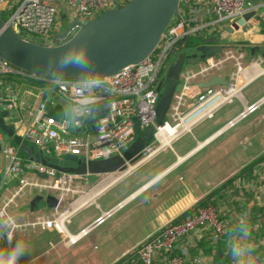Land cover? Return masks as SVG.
Listing matches in <instances>:
<instances>
[{
    "label": "built area",
    "instance_id": "built-area-1",
    "mask_svg": "<svg viewBox=\"0 0 264 264\" xmlns=\"http://www.w3.org/2000/svg\"><path fill=\"white\" fill-rule=\"evenodd\" d=\"M128 1L0 0V15L6 17L3 20L21 38L49 45L46 42L51 29L62 12L69 24L75 20L86 22ZM252 1L181 0V19L174 18L170 22L153 52L108 77L46 78L23 71L0 58V74L6 78L0 89V105L8 112L5 123L12 125L15 134L23 141L27 139L45 156L74 155L87 162L123 156L135 141L136 122L142 131L153 125L154 139L144 148L141 159L150 158L170 148L197 124L213 118L222 106L242 98V90L249 83L245 74L250 67L260 65L264 72V61L256 53L247 54L241 46L224 43L221 52L206 58H201L197 51L205 39L218 36L244 13L255 10L254 19L264 17V1L259 4H252ZM192 37L200 38L201 43L186 45ZM181 53L191 59L197 55L199 61L183 65L181 89L174 93L164 123L157 125L156 108L161 97L158 86L163 83L164 87L168 69ZM226 72V84L200 86L215 75L223 78ZM16 74L41 79L46 84L35 88L20 86L14 78ZM263 102L264 97L245 106L228 126H234L255 112ZM59 107L64 109L61 110L63 114L51 112V108ZM169 129L173 130L172 134ZM165 133H168L166 139ZM11 139H4L0 128V242L8 244L9 252L17 237L38 235L43 231H56L67 246H73L111 216L112 210L86 227L71 230L69 226L74 217L85 207L95 204L92 194L102 175L95 183H89L78 175L58 171L23 156L21 148ZM249 190L253 191L251 174L248 178L237 179L224 197H211L206 204L192 207L185 217L170 221L139 243L133 255L126 254L115 264H205L202 249L194 256L191 254L201 238L219 248L227 244L228 251L236 249L238 243L231 221L248 214L240 210L245 205L250 206ZM45 193L53 196L56 204L49 207L50 210L41 211L32 202ZM87 195L90 198L85 200ZM245 198V203L238 202ZM27 203H31L30 209L25 208ZM263 244L262 237L243 246L245 251L243 254L239 251V256L244 257L249 252L247 260L244 257L245 264H264L259 259L254 262L251 257Z\"/></svg>",
    "mask_w": 264,
    "mask_h": 264
},
{
    "label": "crops",
    "instance_id": "crops-1",
    "mask_svg": "<svg viewBox=\"0 0 264 264\" xmlns=\"http://www.w3.org/2000/svg\"><path fill=\"white\" fill-rule=\"evenodd\" d=\"M262 1L258 0L254 3L259 4ZM249 24L251 26L249 31H238L221 43L241 46L245 48L247 54L251 53L252 48L259 47L260 51L256 50L255 53L264 61V17L259 20L253 18ZM262 64L264 65V62ZM245 77L249 83L242 90V98L236 99L239 102L238 110L223 113L221 107L213 118L194 126L190 132L174 141L170 148L150 158L140 159L124 172L102 175L101 181L95 185L92 194L95 200L94 205L101 210V214L84 220L78 227H86L104 213L112 210L113 214L123 206L134 203L128 211V216L132 218L137 216L140 223L148 227L144 229L138 242L122 253L124 256L170 221L185 217L184 214L187 215L192 207L228 180L232 179V185H234L237 179L244 176L248 178L251 174L253 175V191H247L250 206L245 205L240 210L247 211L248 214L241 219L231 221L232 233L238 243L236 249L242 254L245 251L243 246H247L253 240L264 238V143L262 149L253 154V151L249 152L252 146L250 148L245 145L238 146L241 142H237L239 139L236 138L242 130H235L230 136L223 138L228 129L251 116L253 120L249 123L250 131L263 130L264 132V102L255 112L234 126H228L229 121L236 118L245 106L256 103L264 97V72L260 65L250 67ZM223 79L227 81V75L224 74ZM246 90L249 93L248 96L244 93ZM56 108H51V112L55 114L61 110L64 111L61 107ZM261 134L264 136L263 133ZM245 139L247 140V137ZM230 144L238 147L226 151L225 146ZM242 146H244L243 150H241ZM261 157L263 159H259ZM252 164H254L252 170L249 171L248 166ZM117 185H120L119 190L109 195L101 204L98 201L99 198ZM246 201L245 198L238 202ZM30 206L31 203H27L25 208L28 209ZM223 245L224 248L221 246L219 249L205 238H201L196 250L193 249L191 254L194 256L199 249H202L205 264H223L221 262L223 256L219 252L223 249V252L227 254L229 248L227 244L223 243ZM248 253L244 255L246 260ZM244 257H241L243 264H245ZM251 257L253 260L264 261V244L258 251H253Z\"/></svg>",
    "mask_w": 264,
    "mask_h": 264
},
{
    "label": "water",
    "instance_id": "water-1",
    "mask_svg": "<svg viewBox=\"0 0 264 264\" xmlns=\"http://www.w3.org/2000/svg\"><path fill=\"white\" fill-rule=\"evenodd\" d=\"M180 1L129 0L124 6L110 8L86 22L73 21L63 32L54 36L51 45L21 38L0 17V58L23 71L46 78L84 80L108 77L142 61L153 52L170 22L174 18L181 19ZM255 14V10L248 11L230 26H226L218 36L205 39L197 47L201 58L212 57L221 52V42L238 31H249V21ZM256 50L260 51L259 47L252 48L251 52L255 54ZM198 61L197 55L191 59L181 53L169 67L164 87L163 83L158 86L161 97L156 108L157 125L164 123L173 95L181 89L180 73L183 65ZM226 83L225 79L215 75L200 86ZM7 115L8 112L4 110L0 117V128L20 146L23 138L15 134L12 125L5 123L4 117ZM135 131V141L123 156L117 155L104 160L87 162L74 155L48 157L37 151L35 146L24 148L33 161L95 183L100 175L124 172L141 159L144 148L154 139L155 128L150 125L142 131L139 122H136ZM40 176L47 177L45 174ZM42 199L43 196H37L32 205L37 206ZM46 203L51 208L55 206L56 200L49 195Z\"/></svg>",
    "mask_w": 264,
    "mask_h": 264
},
{
    "label": "rangeland",
    "instance_id": "rangeland-1",
    "mask_svg": "<svg viewBox=\"0 0 264 264\" xmlns=\"http://www.w3.org/2000/svg\"><path fill=\"white\" fill-rule=\"evenodd\" d=\"M257 1L258 0H254L252 3ZM62 15L63 13H61L59 21H57L52 27L51 36L46 42L47 44H53L54 36L59 32H63L67 28L69 23L62 22ZM0 16L2 19H6L4 15ZM37 40L40 42V39ZM225 75H227V72ZM244 93L246 96L249 95L247 90ZM4 109L5 106L0 105V113H2ZM238 109L239 102L238 100H235L231 104L222 106L221 112L230 113ZM251 120H253V116L242 120L235 127L228 129L223 135V138H227L235 130H242L239 137L236 138L239 139L237 142H241L238 146L245 145L247 148L252 146V148L249 149V152L252 153L251 151H253L254 154L260 151L263 147L264 136H262L261 133L264 134V132H262L263 130H253V132H251L249 126ZM2 134L4 139H10L3 130ZM246 137L247 140L245 139ZM26 142L29 143V141L25 139L22 144L18 146L21 148L23 156H26V152L23 149ZM238 146L234 144L226 145L225 150L231 151ZM243 147L244 146H242L241 150H243ZM238 151L240 152V150ZM224 153L227 154V152ZM119 188L120 185L112 187V189L102 195L98 201L103 204V200L119 190ZM35 194L37 195L38 191H36ZM43 196H45V198L38 202L37 209L41 211L50 210L46 203V198L49 195L45 193ZM110 202H112V200ZM133 204L134 203L127 204L115 211L110 217H107L101 224L92 229L87 236L83 237L73 246H67L56 231H43L38 235L29 234L26 237H17L14 242L15 246H12V249L15 248L17 244H21L25 248V252L19 258L18 264H115L123 257L122 253L124 251L128 250L132 245L138 242L142 232L148 227V225L140 223V219H138L137 216L133 218L128 216V211L132 208ZM99 214H101V210L95 205L85 207L74 217L73 222L69 227L71 230H76L79 224L84 220L88 218L90 219ZM135 248L128 254L133 255ZM9 250L10 248L6 243L0 246V253L5 254L9 252Z\"/></svg>",
    "mask_w": 264,
    "mask_h": 264
},
{
    "label": "trees",
    "instance_id": "trees-1",
    "mask_svg": "<svg viewBox=\"0 0 264 264\" xmlns=\"http://www.w3.org/2000/svg\"><path fill=\"white\" fill-rule=\"evenodd\" d=\"M63 21L64 22H67L66 15L64 13L62 15V22ZM199 43H201V40H200V38H197V37H192V38H190V39H188L186 41V45H188V46H192V45L194 46V45L199 44ZM14 78L18 81V83L20 84V86L21 85H26V86H31V87H34L35 88V87H39V86H44L46 84L45 81H43L41 79H36V78L28 77V76H22V75H19V74L14 75ZM5 79L6 78L2 74H0V89L3 86L2 85V82H4ZM25 146L30 147V146H34V145H31L29 143H26ZM23 149L26 152V156H29V154L26 151V149L25 148H23ZM20 151H22V150H20ZM259 159H263V157H261ZM253 165L254 164H252V166L251 165L248 166L249 167L248 168L249 171L252 170ZM232 182H233V180L230 179V180H228L227 183L223 184L221 187L216 188L215 190H213L211 193H209L206 196L205 199H203V200L200 201V204H206L211 197H217V198L224 197L225 194H226V190L232 186ZM188 213H189V211H188ZM184 216H186V215L184 214ZM219 253L222 254V256H223V258L221 259V262L223 264H240L242 262L241 256L237 255L234 252V249L229 250L227 252V254L225 252H223V249H221Z\"/></svg>",
    "mask_w": 264,
    "mask_h": 264
},
{
    "label": "clouds",
    "instance_id": "clouds-1",
    "mask_svg": "<svg viewBox=\"0 0 264 264\" xmlns=\"http://www.w3.org/2000/svg\"><path fill=\"white\" fill-rule=\"evenodd\" d=\"M25 248L21 244H17L7 255L0 253V264H18L19 258L24 254ZM234 252L239 255V250L234 249Z\"/></svg>",
    "mask_w": 264,
    "mask_h": 264
},
{
    "label": "bare ground",
    "instance_id": "bare-ground-1",
    "mask_svg": "<svg viewBox=\"0 0 264 264\" xmlns=\"http://www.w3.org/2000/svg\"><path fill=\"white\" fill-rule=\"evenodd\" d=\"M169 133H170V134H172V133H173V130H172V129H169ZM166 134H168V133H165V134H164V135H165L164 139H166V138H167ZM160 136H161V134H160ZM89 198H90V196H89V195H87V197H86V199H85V200H87V199H89ZM74 239H75V237H74Z\"/></svg>",
    "mask_w": 264,
    "mask_h": 264
}]
</instances>
